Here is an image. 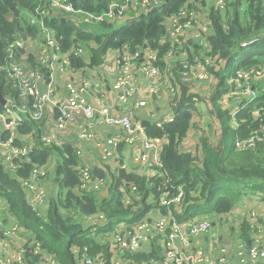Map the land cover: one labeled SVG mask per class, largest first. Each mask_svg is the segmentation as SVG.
I'll return each instance as SVG.
<instances>
[{
    "label": "trees",
    "instance_id": "trees-1",
    "mask_svg": "<svg viewBox=\"0 0 264 264\" xmlns=\"http://www.w3.org/2000/svg\"><path fill=\"white\" fill-rule=\"evenodd\" d=\"M112 1L117 0H72V3L84 10L100 12ZM185 1L167 0L159 10L155 9L116 29L109 28L104 22L99 25L103 30L99 33L80 28L64 13L61 16L52 13L43 21L63 50L83 47L84 56L89 54L86 58L90 59L91 65H96L95 49L101 44L103 33H110L103 56L110 48L122 45L128 46L130 50L146 46L157 55L155 66L164 75V55L169 49V42L164 38V16L175 12ZM200 3L205 11H209L213 22L211 54H218L220 60H225V65L218 71L209 69L210 75L216 77L217 82L211 95L204 98L188 93L187 85L174 73L170 85L172 93L169 95L173 120L162 126L155 123L145 126L147 136L163 140L160 165L155 167L151 177L128 173L120 167L108 171L112 183L107 197H98L97 192L81 191L78 170L75 168L78 163L75 151L67 145L44 144L38 122L29 115L24 116L17 128L15 144L29 147V160L16 158L14 161L17 167L13 173L8 172L0 161V197L6 201L10 219L16 221L19 230L22 227L24 235H29L24 238L25 243L22 245L25 264H44L43 256H50L57 264H84V257L96 258L100 253L105 264H110L113 255L108 247L109 242L97 235L103 231L108 235L113 233L121 222L134 225L146 220L151 213L162 207L159 205V197L163 189L169 190L172 195L178 187L182 188L183 198L179 206L172 204L168 208L179 221L202 219L215 214L222 216L247 195H261L264 198V142L248 150L234 149L236 139L245 138L251 131L260 128L264 132V116L261 121V117L256 118L252 114L254 107L262 105L264 84L259 81L254 85V90L260 96L241 110L237 116L238 128H231L228 124L229 115L221 108L219 101L227 85V77L234 76L240 69H264V0H231V12L227 15L215 11L209 0H200ZM43 6L40 0H0V68L7 62L5 46L19 32H26L28 39L37 41L38 45L42 44L41 31L38 26L28 23V15ZM244 42L247 43L246 47L241 46ZM34 50H37L35 45ZM27 54L26 61L33 68L40 67V71L46 74V68L36 62L35 53L28 50ZM70 56L72 68L88 65V62L83 61L84 56L79 57L74 53ZM6 83L7 76L0 70L2 93L6 97L8 92L13 102L22 103L24 100L21 96ZM193 96L207 105L210 119L219 130L218 133L216 131L218 139L215 141L209 135L201 134L195 152L185 150L182 145L183 140L196 127V123L190 121L192 113L198 112ZM0 108L3 106L0 105ZM7 135L8 131L2 133L3 138ZM53 153L60 157L53 171L55 192L51 194L45 209L38 212L29 202L23 182L31 178L34 167L46 164ZM94 173L105 175L100 168L94 169ZM118 188H124L125 194ZM63 209L67 210L65 214H62ZM71 210L78 214L70 213ZM97 212L105 217L106 225L103 229L100 227L93 230L92 225L88 226L85 220L84 223L79 220ZM164 212H167V208L162 207L159 213ZM242 226L248 227L246 222ZM36 249L39 252H35ZM158 249L155 247L149 254L130 253L122 257L124 261L136 264L149 260L151 256L158 257Z\"/></svg>",
    "mask_w": 264,
    "mask_h": 264
},
{
    "label": "built area",
    "instance_id": "built-area-1",
    "mask_svg": "<svg viewBox=\"0 0 264 264\" xmlns=\"http://www.w3.org/2000/svg\"><path fill=\"white\" fill-rule=\"evenodd\" d=\"M40 1L44 3V6L36 8L35 13L28 15V23L38 26L41 31L42 44L38 45L36 43L37 41L28 39L27 34L26 39L23 40L20 36L21 32H19L14 40L5 46L7 62L0 68L5 76H7L10 87L21 96L22 100H24L22 103L18 104L13 102L12 99H9L7 104L4 105L3 108H0V152L4 160L9 162L11 171L13 172L17 167L14 161L16 158H21V160L25 161L29 160V147L27 145L19 146L15 144V139L18 137V126L26 115H29L33 120H40L48 110V106H51L50 109L55 110L56 114L53 120V130L50 132L51 135L41 136V140L44 144L58 145L59 140L57 134L54 135V132L63 131L75 116H83L86 120H90L99 115L103 118L104 122L115 125L120 130L127 131L128 138L133 143L142 137L139 140L141 148L147 153L150 151L151 154H153L154 161L159 164L158 157L163 140L161 138L148 137L141 134L140 130L142 127L133 119L131 111L120 115H114L112 113V108L105 106L102 98H96L95 102L88 101L90 80L88 79L89 76L85 73V67H77L74 72L72 71V75L67 74L65 71V68L70 63V55L74 53L81 56L85 53V49L81 46L76 50L61 49L60 43L45 26L43 19L46 17L49 18L52 13H64L67 18H75V24L82 29L92 24L100 25L104 22L109 28L116 29L114 28V24L124 21L126 25L128 22L133 20L136 21L141 18V16L155 9L159 10L164 0H117L109 2L100 12L88 11L76 7L72 3V0ZM216 4L222 7L224 5V0H216ZM188 9V2L185 1L175 12L164 16L165 26L167 23L171 24V30L173 31L171 37L180 30L189 29L192 24H200L201 29L195 36L197 39L200 38V44L206 45L205 43L209 42L211 46L210 37L213 34V22L209 15V11L203 9L200 0L199 8L193 9L192 11ZM202 15H204V18H201ZM166 32L167 30L165 28V34ZM180 38L182 37L178 36L170 39V41L167 40V42H169V46H175L178 45ZM27 43L29 44L28 46ZM199 43L193 46V51L188 63L185 62L178 72L181 82H183L182 79L185 75L198 82L204 81L212 77L209 73L210 68H213L214 71H218L216 70L217 66L222 67L225 65V60H220L218 54H211V51L207 52L209 55L208 57H203L201 52L204 49ZM34 45L40 48L39 52L36 54V62L46 68L48 80H44L46 77L42 75L40 70H34L30 68L29 65L21 66L19 64V62L27 59L28 50L34 53ZM245 45H247L246 42L241 43V46L246 47ZM108 52H110L112 56V62L106 65L111 67L114 74L111 87L112 91L115 93L114 100L116 105L125 104L128 98L135 95L137 92L140 94V98L136 106L144 107L146 105V99L157 97L161 94L162 84L167 85L169 89L168 95L172 93L170 80L173 79L174 75L167 61V57L171 54L172 49L164 55V60L166 62L164 75L161 74L160 70L155 66L157 55L149 47L143 46L135 50H130L128 46L122 45L118 48H110ZM184 59L181 62H183ZM57 71L65 72L62 80V91H64L62 97L55 96V78ZM260 80L262 84H264V69L257 67L240 69L234 76L227 77V85L219 101L221 108H223L229 115V118L233 120V124L231 123L232 127L238 128L237 116L241 110L260 96V93L251 86L252 84H258ZM42 83L45 86L44 89L41 88ZM183 83L188 87L187 92H191L188 84L185 82ZM143 85L146 86L145 92L142 90ZM232 85L234 86L232 87ZM262 89L264 90V86ZM194 94L202 97L197 93ZM239 98L242 99L238 100ZM192 100L195 103L196 110L199 109L201 102L198 97L193 96ZM262 105L252 109L253 117H261V121H263L262 119L264 116V99ZM155 113L153 112L151 116L155 117ZM173 118L174 115L172 112L163 115L160 119L156 120V122L158 126H162L167 122H171ZM79 126H81L79 137L87 138L89 136L87 132L88 124L80 123ZM5 131H8V135L3 138L2 133ZM119 141L120 135L116 134L107 140V144L116 146ZM259 142H264V132L262 128L251 131L249 136L245 138L236 139L234 141V149L237 151L252 149ZM132 160L135 162H145L147 161V156H135ZM48 175L46 165L36 166L31 171V178L23 182L26 190L30 194L29 202L33 208L40 205L45 200L46 194L43 189L37 187V184L41 179H46ZM81 178L83 181V188L88 187V180L93 182L94 188L102 184L101 179L90 177L87 170L81 171ZM134 189L135 187L133 186L132 190ZM123 193L125 194V189H123ZM182 198L183 190L181 187H178L177 192L172 195L169 190L163 189L159 197V205L169 208L173 204L178 207ZM85 220L88 226H93V230H97L100 227L103 229L106 225L102 224V220L105 221V217L102 213L87 216ZM134 225H136V228L130 230L129 227L132 225L121 222L115 227L113 233L108 235L103 231L97 235L98 238H106L109 242L108 247L113 255L109 260L110 264H131L128 261H124V257L122 256L143 251L142 243L146 239L145 231L149 228H153L160 234H163V239H161L163 258L160 261L155 259L143 260L136 264H200L202 261L203 251L201 247H196L193 252H184L178 248L176 241L180 239L184 233L195 237L208 232L210 229V221L207 217L202 219L193 218L183 221V223H180L176 218L172 217L170 220L155 219L152 221H142ZM36 248L39 249L38 246ZM37 249L35 252H39ZM3 250L4 248L0 247V264H25L23 248L16 252L9 253L6 256L2 255ZM248 254L253 261L263 259L264 246L250 247L248 249ZM43 258V261H47V264L55 262L50 256H43ZM83 263L105 264V260L102 253H100L96 258L84 257Z\"/></svg>",
    "mask_w": 264,
    "mask_h": 264
},
{
    "label": "crops",
    "instance_id": "crops-1",
    "mask_svg": "<svg viewBox=\"0 0 264 264\" xmlns=\"http://www.w3.org/2000/svg\"><path fill=\"white\" fill-rule=\"evenodd\" d=\"M101 26V25H100ZM105 33H103L104 35ZM110 34V33H109ZM110 36V35H109ZM103 41V40H102ZM62 49V47H61ZM96 50V49H95ZM108 52V51H107ZM103 53V52H102ZM81 56H84L81 55ZM79 56V57H81ZM89 57V54L86 56ZM84 56L83 61L88 62L87 66H78V67H85V72L88 69H92V75L89 76L90 85H89V93H88V101L95 102V99L100 97L103 100L105 106L112 108V113L114 115H120L126 113L128 111L132 112L133 119L140 124L141 134L146 135L145 133V125L146 124H156V120L160 119L163 115H167L172 113L171 108V99L169 97V92L167 96H163L160 94L157 97L148 98L146 99V105L144 107H137V101L140 98V94L137 92L135 95H132L128 98L125 104L116 105L115 104V93L112 91V83L113 77L108 71L106 70L105 66L102 63L98 64L96 59V65H91L89 63L90 59ZM103 57V54H102ZM71 58V56H70ZM71 62V61H70ZM30 65L26 61V65ZM75 66V65H74ZM34 70H40V67L33 68ZM76 68H72L70 63L65 68L67 74L72 75V71L74 72ZM102 69V71H101ZM43 76L46 78L44 80H48L47 74L42 73ZM65 72L57 71L56 72V82H55V96L62 97L64 91H62V86L59 83L62 82ZM97 76V77H96ZM215 78V83L217 82V78ZM214 83V86H215ZM6 85L10 88V85L6 83ZM63 85V83H62ZM213 86V88H214ZM145 85L142 86V90L145 92ZM42 89L45 88L44 84L42 83ZM9 93L7 92V102L9 99H12L8 96ZM169 105V106H168ZM51 106H48V110L45 112L44 116L40 120H34L38 122L40 127L41 136H50V132L53 130V120L55 117V110L50 109ZM155 113V117H152V113ZM209 115V114H208ZM153 119V120H152ZM152 120V121H151ZM80 123H87V132L89 136L87 138H80L79 132L81 126ZM158 126V125H157ZM125 130H120L117 126L108 124L103 121V118L99 115L95 118L90 120H86L83 116H75L72 121H70L66 128L61 132H54V135L57 134V138L59 140L58 146L67 145L75 151L78 159V163L75 168L78 170L79 174V181L80 187L79 190L81 191H92L99 193L100 191L108 192L106 196L109 194V187L112 183L111 175L109 174V170L112 171L116 168H122L126 172H131L135 174H145L149 177L153 175V171H155V167L160 165V152L157 162L153 159V154L150 151L145 152L143 148H141L139 144V140L135 143L129 140L128 134ZM120 135V141L116 146H112L107 144V140L114 135ZM147 136V135H146ZM148 137H150L148 135ZM128 139V140H127ZM187 139L183 140V148L185 150H190L195 152V147H184V141L186 142ZM163 143V142H162ZM162 148V144L160 146V151ZM146 155L147 161L135 162L132 160L135 156ZM57 159H60L57 153H53L50 155L46 166L50 167L49 175L46 179H41L37 187L41 188L45 192V200L40 205L34 207L36 211H42L45 209L48 200L53 192H55V183L53 181V171L54 167L57 165ZM0 161L3 164L4 168L10 172V164L8 161L4 160L0 152ZM151 162V163H150ZM154 162V163H152ZM43 166V165H42ZM54 168V169H53ZM101 169L105 175L98 176L94 173V169ZM108 168V170H107ZM53 169V170H52ZM87 170L90 177L94 179H101L102 184L99 185L97 188L93 187V182L90 180L87 181L88 187L83 188V181L81 178V171ZM78 189V188H77ZM75 189V190H77ZM119 189V188H118ZM124 188H120L119 191H123ZM65 190H67L65 188ZM27 198L30 200V194L26 190ZM98 195V194H97ZM98 197H100L98 195ZM102 197V196H101ZM258 195H247L243 197L233 208L226 214L234 215L235 219L239 222L234 227V229L229 228V233L232 234L230 241L227 243L225 242V236H217L216 232L219 228L216 225V222L213 221H221L220 225H223V218L226 217V214L222 216L211 215L212 221L210 222V229L205 234H200L198 236H190L189 234L182 235L180 239L176 241V245L181 251L184 252H193L196 247H201L203 251L202 261L200 264H264V258L258 259L253 261L249 254L248 249L250 247H262L264 246V205L260 204L258 200ZM264 200V198H262ZM254 202V203H253ZM7 204L5 199L0 197V215H2V219L0 221V247H3L2 255L6 256L9 253L16 252L22 249V245L25 243L24 238L19 237L17 238L14 234L18 231L16 228L17 224L16 221L10 219V215L7 213ZM166 208V207H165ZM159 208L156 212L151 213L149 217L144 221H152L155 219H165L170 220L172 217L176 218L175 215L171 212L170 209L167 208V212L164 214L159 213ZM252 211L255 214L251 213ZM67 212L66 209L62 210V214ZM77 211L71 210L70 213H76ZM234 212V213H233ZM100 212L94 213L98 214ZM80 216H83L82 214ZM85 216V215H84ZM177 219V218H176ZM81 222L84 223V218H79ZM178 220V219H177ZM225 220V219H224ZM6 221V222H5ZM179 221V220H178ZM183 223V221H179ZM246 222L248 227H243V223ZM219 223V222H217ZM258 223V224H257ZM102 224L105 225L106 221L102 220ZM137 224V222H136ZM85 225V224H84ZM217 227V228H216ZM136 228V225H132L129 227L130 230ZM146 233V239L142 243L143 251L139 252L149 254L155 247H157L159 256L154 257L151 256L149 259H155L160 261L163 258V248L161 246V239H163V234H160L153 228H149ZM217 237V239H216ZM154 246L152 247V244ZM227 245V246H223ZM44 264H46L43 261ZM48 264H57L55 261L54 263Z\"/></svg>",
    "mask_w": 264,
    "mask_h": 264
},
{
    "label": "rangeland",
    "instance_id": "rangeland-1",
    "mask_svg": "<svg viewBox=\"0 0 264 264\" xmlns=\"http://www.w3.org/2000/svg\"><path fill=\"white\" fill-rule=\"evenodd\" d=\"M166 1L167 0H164V3L161 6V8L166 4ZM186 1L188 2V7H189L188 10L189 11H192L193 9L199 8V0H186ZM209 1H210V3L213 4L214 10L215 11H219L221 15L230 14L232 7H230L229 5L231 3V0H224V5L222 7H219L216 4V0H209ZM203 8H205V7H203ZM201 18H204V15H202ZM124 25H125V22L121 21V22H119L117 24H114V28H119V27H122ZM85 28L90 30L91 32H96V33L103 32V30L101 29V27L99 25L92 24V25H89L88 27H85ZM165 28L167 30V32H166V34L164 36L166 41L167 40L170 41V39L176 38L178 36L182 37V38L179 39L178 45H175V46L170 45L169 49L167 50V52H168V51H170L172 49L171 54L167 57V61L169 63V66H170L171 70L173 71V75H174V73H177L178 77H179V73L178 72H179L181 66L185 62L188 63L189 58L191 56V53L193 51V46L195 44H198L199 41H200V38L197 39L195 34L201 29V25L200 24H192L189 27V29L180 30V31L176 32V34H174L173 37H171V34L173 32L171 30V24L167 23ZM205 44L206 45L200 44L203 47V49H204V50H202L201 55L203 57H208L209 55L207 54V52L211 51V46L209 45V42H206ZM36 48H37V50H34L35 55L40 50L39 47H36ZM23 58H24V56H23ZM183 59H184V61L181 62ZM111 62H112V56H111L110 52H107L102 57V65L111 64ZM19 64L21 66L26 65V60L24 59V61L19 62ZM30 68H32V67L30 66ZM105 68L108 71V73H110L112 75V77H113L114 74H113V71H112L111 67H108V65H106ZM220 68H221V66H217L216 70H219ZM253 68H255V67H253ZM101 71H102V69H101ZM85 73L91 76L92 75V69H88ZM174 77H175V75H174ZM179 79L181 80L180 77H179ZM182 80H183V82L188 84L189 89H190L191 92L197 93L200 96H202L203 98L204 97H209L211 95V92H212V89H213V85L215 83V78H212V77L211 78H207L204 81L198 82V81H196V80H194L192 78L186 77V75H185ZM186 80H187V82H186ZM59 85L62 86V82L59 83ZM162 85L163 86H162L161 94L163 96H167L169 89L167 88V85H164V84H162ZM251 86L254 87V84H252ZM240 99H242V98H239L238 100H240ZM230 101H233V100H230ZM206 106H205L204 103L203 104L200 103V107H199V109H197L198 112H193L192 113V117H191L190 121H191V123H192V121L195 122L196 123V127H194L191 130V132L188 134L187 138H185V139H187L186 142L184 141V147L186 149H187V147H191V146L194 149V147L197 146V144L200 142L199 136H201V134L202 135L203 134L209 135L213 139V141L218 139L216 131L218 133L219 130L215 126L214 122H212V119H210V116L208 115L209 114V110H208V108ZM255 117L257 118L258 116H255ZM231 123L233 124V120L229 118L228 124H230V126L232 128V124ZM230 141H231V139L228 138V142H230ZM47 169H48V174H49L50 167L47 166ZM107 193L108 192L103 190V191H100L98 193V195L100 197L101 196L103 197V196H106ZM257 200L259 202H261L260 204L264 205V200H262V196L261 195L258 196ZM251 213L255 214L254 211H252ZM207 218H208V220L210 222L212 221V217L211 216H208ZM1 219H2V215H0V221H1ZM222 220H223L224 224L220 225V226H218V225L220 224L221 221H213V222H216V225L219 228V230L216 232V235L219 236V237L224 235L225 236V242L228 243L230 241V239H231L232 234H233V233L232 234L229 233V228L234 229V227L237 225V223L239 221L237 219H235L234 215H230V214H226V217H224ZM217 222H219V223H217ZM17 230L18 231H16L15 234H14L17 238H19V237L27 238V236H29L26 233L24 235L22 227H21V230H19V229H17ZM31 236H32V238H34L33 235H31ZM216 239H217V237H216ZM223 246H227V245H223ZM45 262L47 264V261H45Z\"/></svg>",
    "mask_w": 264,
    "mask_h": 264
},
{
    "label": "water",
    "instance_id": "water-1",
    "mask_svg": "<svg viewBox=\"0 0 264 264\" xmlns=\"http://www.w3.org/2000/svg\"><path fill=\"white\" fill-rule=\"evenodd\" d=\"M57 16H61L62 14L61 13H57L55 14ZM69 19H71L72 21L75 20V18H72V17H69ZM109 33H105L103 35V41L101 42V44L96 48L95 50V58L97 59V63L100 64L102 63V52L104 51L106 45H107V40L109 38ZM21 38L23 40L26 39V33L25 32H21L20 34ZM7 104V99L6 97L4 96V94L2 93L1 91V88H0V105L1 106H4ZM147 125V124H146ZM145 123H144V126H146ZM28 156H30V153L28 154Z\"/></svg>",
    "mask_w": 264,
    "mask_h": 264
}]
</instances>
